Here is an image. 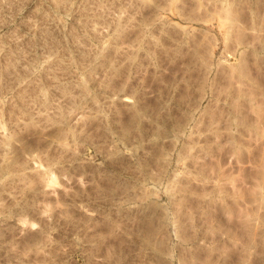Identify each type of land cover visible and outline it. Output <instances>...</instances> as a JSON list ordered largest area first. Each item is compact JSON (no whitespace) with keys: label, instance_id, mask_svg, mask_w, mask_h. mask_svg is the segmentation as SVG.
<instances>
[{"label":"rangeland","instance_id":"rangeland-1","mask_svg":"<svg viewBox=\"0 0 264 264\" xmlns=\"http://www.w3.org/2000/svg\"><path fill=\"white\" fill-rule=\"evenodd\" d=\"M0 264H264V0H0Z\"/></svg>","mask_w":264,"mask_h":264}]
</instances>
